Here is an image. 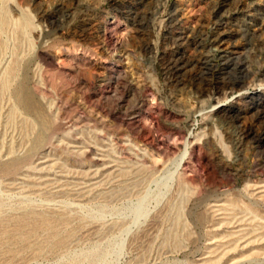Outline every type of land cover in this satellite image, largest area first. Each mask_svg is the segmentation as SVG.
<instances>
[{"label":"rangeland","instance_id":"1","mask_svg":"<svg viewBox=\"0 0 264 264\" xmlns=\"http://www.w3.org/2000/svg\"><path fill=\"white\" fill-rule=\"evenodd\" d=\"M0 264H264V0H0Z\"/></svg>","mask_w":264,"mask_h":264},{"label":"bare ground","instance_id":"2","mask_svg":"<svg viewBox=\"0 0 264 264\" xmlns=\"http://www.w3.org/2000/svg\"><path fill=\"white\" fill-rule=\"evenodd\" d=\"M2 20V19H1ZM25 23H26V20H25ZM25 25V24H24ZM106 30V29H105ZM259 91H256V93H258ZM257 95V94H256ZM259 95V94H258ZM261 95V94H260ZM17 99L20 101V102H22V103H25V99H24V96L22 95V94H20V95H17ZM21 103V104H22ZM222 106V105H221ZM218 108V107H217ZM223 112V111H222ZM225 113V112H224ZM185 152V151H184ZM187 153L185 152L184 154H183V156H182V158H180L181 160L180 161H182L183 160V157H185V155H186Z\"/></svg>","mask_w":264,"mask_h":264}]
</instances>
